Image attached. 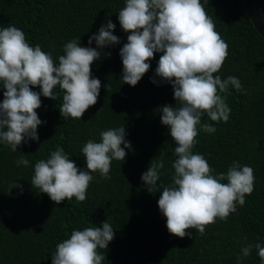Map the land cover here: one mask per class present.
Returning a JSON list of instances; mask_svg holds the SVG:
<instances>
[{"label": "trees", "instance_id": "trees-1", "mask_svg": "<svg viewBox=\"0 0 264 264\" xmlns=\"http://www.w3.org/2000/svg\"><path fill=\"white\" fill-rule=\"evenodd\" d=\"M201 3L229 46L227 59L214 75L238 77L244 92L230 86L220 93L231 109L230 118L227 123L216 122L205 113L201 124L213 125L216 131L209 134L197 126L193 153L202 154L214 174L226 172L233 161L248 165L255 182L245 204H237L227 220L217 218L203 235L188 229L191 237L180 238L168 232L157 203L159 186L172 182L171 165L177 158L170 130L160 121L161 110L163 105L179 104L170 83L159 77H155L158 83L152 82L162 53L154 54L150 69L135 86L122 82L119 52L130 33L121 28L118 12L125 0H0V27L10 24L21 29L30 45L39 44L57 63L64 44L80 38V46H89V37L108 20L116 25L113 34L120 38V43L104 47L101 58L91 65L93 77L101 81L100 95L81 119L61 116L63 92L57 86V99L41 95V107L36 109L42 121L39 140H28L15 152L0 142V264H52L57 244L70 238L73 229L102 226L106 220L115 235L107 249L98 250L105 256L102 264H238L242 246H264V38L253 27L243 0ZM90 46L97 47L95 41ZM33 90L40 91L38 86ZM3 91L0 83V102ZM120 126H125L131 149H125L123 162L112 161L110 179L93 173L85 201L73 197L56 204L33 188L31 177L38 160L62 147L85 169L84 144L90 139L100 142L101 131ZM21 156L29 160L28 166L16 163ZM161 158L159 191L149 193L141 175L152 159ZM15 181L22 188L10 189ZM241 264H262L255 248Z\"/></svg>", "mask_w": 264, "mask_h": 264}, {"label": "clouds", "instance_id": "clouds-1", "mask_svg": "<svg viewBox=\"0 0 264 264\" xmlns=\"http://www.w3.org/2000/svg\"><path fill=\"white\" fill-rule=\"evenodd\" d=\"M118 20L121 28L130 33L119 52L122 82L135 86L150 69L154 54L162 53L152 82L158 83L155 77H159L170 83L179 104V107L163 105L161 110L160 121L170 130L177 158L171 165L174 169L171 184L159 186L162 191L158 208L166 217L170 234L191 237L187 230L195 229L203 235L217 218L227 220L237 204L243 206L245 196L254 190L255 175L250 166L233 161L226 172L214 174L205 157L193 153L199 135L197 126L209 134L216 131L213 125L201 124L205 113L216 122L227 123L230 118L231 109L220 93L227 92L230 86L244 92L238 77L221 79L214 75L227 59L229 46L215 30L201 0H125ZM115 27L111 20L102 24L98 33L89 37V46H80V38L68 41L58 63L39 44L30 45L21 29L10 24L0 27V83L4 89L0 102V142L15 152L22 143L39 140L37 128L42 121L36 109L41 107V95L57 99L54 91L57 86L63 92L61 116L81 119L100 95L101 81L93 77L91 65L101 58L104 47L120 43V38L113 34ZM93 41L96 48L90 46ZM37 86L39 92L33 90ZM125 137V126H120L101 131L100 142L88 140L81 149L85 169L69 159L62 147H57L47 159L35 163L33 188L46 193L56 204L73 197L85 201L93 173L110 179L112 161L125 160V149H131ZM16 163L28 166L29 160L21 156ZM163 168V158L152 159L142 173L141 180L149 193L159 191L157 181ZM12 187L22 188L16 181ZM114 235L107 220L102 226L73 229L70 238L57 244L52 264H102L105 256L98 250L107 249ZM254 248L264 264L261 243L242 246L238 264Z\"/></svg>", "mask_w": 264, "mask_h": 264}, {"label": "water", "instance_id": "water-1", "mask_svg": "<svg viewBox=\"0 0 264 264\" xmlns=\"http://www.w3.org/2000/svg\"><path fill=\"white\" fill-rule=\"evenodd\" d=\"M243 5L253 27L264 38L263 0H243Z\"/></svg>", "mask_w": 264, "mask_h": 264}]
</instances>
